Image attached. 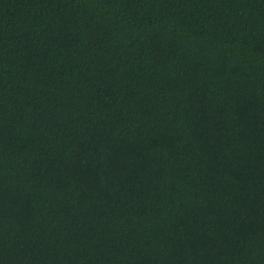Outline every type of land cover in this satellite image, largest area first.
<instances>
[{"label": "trees", "instance_id": "obj_1", "mask_svg": "<svg viewBox=\"0 0 264 264\" xmlns=\"http://www.w3.org/2000/svg\"><path fill=\"white\" fill-rule=\"evenodd\" d=\"M0 264H264V0H0Z\"/></svg>", "mask_w": 264, "mask_h": 264}]
</instances>
